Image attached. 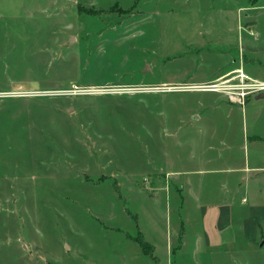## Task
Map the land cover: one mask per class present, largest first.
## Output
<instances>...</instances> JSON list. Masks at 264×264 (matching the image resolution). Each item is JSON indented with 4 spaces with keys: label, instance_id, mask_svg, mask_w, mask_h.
<instances>
[{
    "label": "rangeland",
    "instance_id": "374dc122",
    "mask_svg": "<svg viewBox=\"0 0 264 264\" xmlns=\"http://www.w3.org/2000/svg\"><path fill=\"white\" fill-rule=\"evenodd\" d=\"M241 61L264 78V0H0V264L117 263L138 228L161 245L176 242L181 224L182 245L167 264H223V256L225 264H264V253L236 255L221 240L239 243L242 213L247 235L264 230L263 179H242L238 201L221 213L230 226L221 228L219 201L233 197L209 189L204 173L190 175L193 192L183 193L180 135L162 136L150 116L163 105L145 95ZM169 97L164 108L174 114L211 100L232 107L241 121L227 143L241 142L246 127L264 134V98L255 94L244 105L210 92ZM160 137L174 154L175 195L152 181L163 162ZM98 176L108 183L82 181Z\"/></svg>",
    "mask_w": 264,
    "mask_h": 264
},
{
    "label": "crops",
    "instance_id": "0c3cea01",
    "mask_svg": "<svg viewBox=\"0 0 264 264\" xmlns=\"http://www.w3.org/2000/svg\"><path fill=\"white\" fill-rule=\"evenodd\" d=\"M255 38H257V34L255 35ZM227 65L228 66L221 73H219L215 77H211L210 79H207L206 81L205 80L192 81V82L178 81L177 83H173L170 81H163L161 85L162 84L177 85L178 83H188V84L205 83L208 80L216 79L222 76V74L237 68H241L250 77H254L256 79L264 81V78H260L259 76L250 73L248 69H245L244 63H242V61L240 62V65H237V67L231 66L229 62L227 63ZM192 92H201V91H192ZM192 92L162 91L160 92L161 95H159L158 94L159 92L157 91L148 90V92L145 95L147 94L153 95L150 98L151 102H155L158 105H160L161 102L163 105L162 110L159 109L157 111L158 114H152L150 116L153 119V121H156L159 124L160 127H163L162 136L176 137L178 133L180 135L179 147L181 151H180L179 159L182 165V173L184 175L182 178L183 183H181L182 184L181 188L183 190V193L193 192V188H194V186L192 185L193 180L191 179L190 175L194 173L195 174L204 173L209 176L210 175L212 176L210 178L212 182L210 184L209 189H213V188L214 190L218 189L219 197H225V196L233 197L232 200H228L225 202L219 201L220 225L221 228L226 229V227L230 225L228 220L226 221L221 220L222 219L221 213H226V211L230 212L229 205L232 203H236L238 201V200L237 201L234 200L236 199L235 197L239 196L238 189L240 188L242 179L244 181L246 180L255 181V179H257L256 176L259 175L258 177H260L264 181V134L252 133L251 135H249L247 133V127H246V130L243 133L244 134L243 139L241 141L242 144L240 141L239 143H235V144L227 143L229 142V140L233 141L231 140V136L234 137L233 134L232 135L229 134V129H231L233 125L237 126V124L241 120H238L237 122L235 120L234 122L233 108L229 107V108L220 109L218 105L212 104V100L208 102H199V104L201 105V107H203V109L200 110L195 109L192 112H186V113L178 112V114L177 113L174 114V112L171 113L167 110L165 111L164 104H167L169 106L170 105L169 103L173 104L175 101L169 96H173V94H177V93H192ZM207 92H201V93H207ZM210 93H216V92H210ZM216 94H218L221 98L226 99L224 95H221L219 93ZM165 95H167V97ZM164 96L166 97L165 99ZM215 99L219 101L218 98ZM219 129H223V131L221 132L219 131ZM231 131L233 132L234 130L232 129ZM159 139H160L159 143L162 144L161 137ZM4 145L9 146V144H4ZM162 145L163 146L158 147L159 149L158 151L162 156L163 165H165L167 168L166 171L163 170L164 167L161 166L162 163L154 165L155 167L151 171L152 176H154L152 177V181L154 183V186H156V184H158V181H154V179L156 180L160 179V181L163 182L162 184L164 185H160V187H155V189L162 191L166 190L167 194L172 192L175 195L177 194L176 190L178 189L180 182L175 183L173 179H170L172 178L171 176L175 175L176 173L175 171H173L174 154L168 148L166 141H164ZM221 146L223 147L227 146L226 149L229 150L228 153L224 154V156L222 155V152L226 149L224 150L220 149ZM236 147L238 148L241 147L243 149L242 157H237L236 149H235ZM240 161H242V163H240ZM245 170H249V174L250 173L252 174L255 173V174L253 176H249V174L248 175L245 174L243 176L242 174H240L241 172H245ZM156 175L159 176V178L155 177ZM88 180H90L92 184H97L101 186H103L102 184H104L105 182L108 183L107 182L108 180L102 176H98L96 178L88 177L86 179H82V181H88ZM169 180L173 182H170ZM111 187L112 186H110V188ZM199 188L201 189V187ZM111 192L116 197H118V195L115 194L113 190H111ZM242 202H245V196H242L240 198L239 203L241 204ZM261 204H263L261 206L264 207V202ZM225 205L227 206L226 208H220ZM245 210H249L248 207ZM261 215L262 216L259 217L260 219L259 224L264 226V212L261 213ZM236 218H238L237 221H239L237 224L238 227L240 229L243 228L245 230L247 224L244 214L242 213L240 216H237ZM181 223H183V221H181ZM181 225L179 226V229H176L177 230L176 242L166 239L165 242L160 243L161 245H159L158 243L147 242L144 239L143 233L138 228L137 234L139 233L142 236L143 240L148 243L149 246L148 250L150 254L144 252L139 242L134 241L135 243L133 242L132 245H125L124 247H126V249H121V251L124 252L115 255L114 258H117L118 260L117 263L108 262L106 264H167L169 263V261L172 258L171 255H173L175 251H177L176 249L180 248L182 245V242L178 241V238L180 240L178 233L182 230L183 227ZM212 227H216L215 222L212 223ZM207 228H211L210 225ZM244 230L242 231L243 234H241L240 238L239 239L236 238V240H238L239 243L233 242V239L230 240V239L222 238L221 239L222 249L224 250L225 248V250H228L229 248L230 252L236 255H239V253L242 254L245 251L256 252V253L259 251L260 253H264V230L263 229L260 230L259 233L256 231V234H254L253 236L247 235ZM261 231L263 233H261ZM159 246L161 250L160 252L158 251ZM16 254L21 255L24 258H27L28 256L27 253L24 252L22 249H17ZM206 259L207 256L205 255L202 260L205 261ZM46 262H48V264H53L46 259H42L36 264H43V263L47 264ZM223 264H225V256H223ZM244 264H248V263L244 262Z\"/></svg>",
    "mask_w": 264,
    "mask_h": 264
},
{
    "label": "built area",
    "instance_id": "2783aa9c",
    "mask_svg": "<svg viewBox=\"0 0 264 264\" xmlns=\"http://www.w3.org/2000/svg\"><path fill=\"white\" fill-rule=\"evenodd\" d=\"M147 90L168 92L210 91L224 95L227 101L232 104L244 105L247 97L264 92V81L250 77L241 68H237L205 83L150 86Z\"/></svg>",
    "mask_w": 264,
    "mask_h": 264
},
{
    "label": "trees",
    "instance_id": "16d2710c",
    "mask_svg": "<svg viewBox=\"0 0 264 264\" xmlns=\"http://www.w3.org/2000/svg\"><path fill=\"white\" fill-rule=\"evenodd\" d=\"M134 240H135V242L137 241V242L140 243V245H141L142 249L144 250V252H146L147 254H150V252L148 250V247H149L148 243L143 240V238H142V236L140 234H138V236L135 237Z\"/></svg>",
    "mask_w": 264,
    "mask_h": 264
},
{
    "label": "water",
    "instance_id": "95a60500",
    "mask_svg": "<svg viewBox=\"0 0 264 264\" xmlns=\"http://www.w3.org/2000/svg\"><path fill=\"white\" fill-rule=\"evenodd\" d=\"M70 41H73V37L70 38ZM146 69H147V66L144 68V71H146ZM255 98L256 99H262V98H264V92L257 93L255 95Z\"/></svg>",
    "mask_w": 264,
    "mask_h": 264
}]
</instances>
